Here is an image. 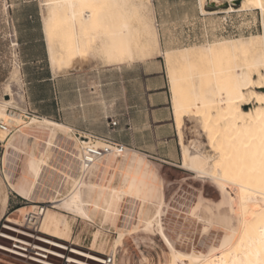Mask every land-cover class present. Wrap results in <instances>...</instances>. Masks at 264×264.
Listing matches in <instances>:
<instances>
[{
	"label": "rangeland",
	"instance_id": "374dc122",
	"mask_svg": "<svg viewBox=\"0 0 264 264\" xmlns=\"http://www.w3.org/2000/svg\"><path fill=\"white\" fill-rule=\"evenodd\" d=\"M30 1L42 4L49 0ZM144 2L152 30L158 33L152 17L151 0ZM196 2L199 0L176 5L175 8L181 6L184 10L177 14L174 12V17L184 18L185 9H188V18L197 17ZM9 4L12 2L0 0V95L7 83L12 84L14 96L15 92L19 94L15 107L5 109L15 116L13 119L18 123L7 124L9 133L5 141L0 142V219L2 216H15L17 207L29 208L32 204L49 203L72 192L81 174L77 139L81 136L90 138L83 132L72 131H58L56 136L51 137L49 127L39 122L41 118L25 111L20 73L15 66L13 24L7 11ZM225 4L223 0H215L212 4H205L204 8L217 11L227 8ZM43 6L46 13V6ZM262 21L261 12L255 8L204 14L203 21L195 18L188 21L186 28L176 22L173 26L179 32L173 35L170 46L198 50L206 42L215 40L248 39L251 35L262 33ZM61 30L58 28L52 39L56 46L63 37ZM147 34L139 32L138 35L144 37ZM155 35L156 40L149 48L152 57L148 60L132 63L122 60L123 57L118 60L115 55L108 56L101 51L99 44H90L87 51L91 60L86 69L88 74L99 66L107 79L106 113L113 114L115 110L120 120L119 127L117 125L111 134L106 132V137L116 134L120 138L116 142L124 148L104 156L83 172V201L89 217H75L72 232L65 238L87 246L92 234L98 232L99 244L95 250L103 253H108L110 248L116 250V264H173L177 253L181 257L187 254L202 256L220 249L238 233L232 185L200 177L196 171L183 167L182 144L190 153L207 156L211 163L219 158L221 150L211 142L206 126L190 117L183 119L180 141L172 115L169 78L172 73L178 75L184 72L183 60L181 54L171 53L167 62L163 53L165 50L160 51L158 47V34ZM59 49L53 64L59 68L68 66L69 59L74 55L72 48L59 46ZM121 55L124 56L123 52ZM231 55L227 60L229 64L241 61L240 49H235ZM211 66L213 63L198 61L194 68L208 71ZM201 80L202 86H205V77ZM15 81L20 85L14 84ZM189 85L187 79L182 81V96L188 93ZM113 90L117 95L115 100L108 97ZM254 100L251 98L249 104L242 108L248 109ZM216 110L212 108L209 113L215 117ZM9 139L11 142L6 145ZM49 139L52 145L47 142ZM95 141V144L101 145L99 140ZM40 157H45L47 163L35 181ZM104 185L111 187L107 189L115 193L98 194V187ZM121 190L122 199L117 201L116 193ZM24 211L25 208L21 217ZM49 211L65 217L72 216L53 206ZM158 211L164 235L159 231L157 219L150 223ZM102 243H105L104 246ZM81 250L88 252L83 248ZM194 259L193 262H196L197 259Z\"/></svg>",
	"mask_w": 264,
	"mask_h": 264
},
{
	"label": "bare ground",
	"instance_id": "6f19581e",
	"mask_svg": "<svg viewBox=\"0 0 264 264\" xmlns=\"http://www.w3.org/2000/svg\"><path fill=\"white\" fill-rule=\"evenodd\" d=\"M214 1L199 0L201 12L213 14L258 9L263 17L262 33L251 35L248 39L239 37L206 42L198 50L177 47L163 53L167 62L171 53L181 54L182 69L186 73H172L169 78L173 115L179 132L184 117L193 118L206 126L211 142L216 143L221 150L219 158L211 163L207 156L190 153L182 144L183 167L196 171L200 177L232 185L238 233L220 249L202 256L187 254L182 258L176 252L178 256L173 264H264V0H241L238 8L233 7V0H223L228 3L227 8L217 11L204 8L205 4H212ZM43 5L46 6V13ZM42 6L45 36L52 63L59 54V46H65L72 48L74 54L69 59L68 67L72 68L76 64L82 66L88 62L87 51L90 44H99L98 48L108 56L113 54L118 60L123 57L122 60L128 63L152 57L149 48L156 40V33L146 15L144 0H49L42 3ZM58 28H62L63 37L56 46L52 39ZM139 32L148 34L140 37ZM235 49H240L241 61L229 64L227 60ZM198 61H207L213 63V66L208 71L195 70ZM215 61L217 64L214 65ZM201 77H205V86H202ZM186 79L190 88L182 96L180 87ZM13 83L20 85L17 81ZM15 95L12 84H5L0 95V121L9 125L18 123L13 119L15 116L7 115L5 110L9 106L15 107L19 94L15 92ZM251 98L255 99L254 103L248 109H243L242 106L249 104ZM212 108H216L221 116L217 110L220 117L215 114V118L209 113ZM8 132L0 131V141L6 139ZM77 140L79 144L76 154L80 156L81 174L76 187L66 197L49 201L54 208L72 216L65 217L48 209L42 223L47 234L60 239H66L72 232L75 217L87 216L81 176L104 157L97 159L89 168H84L81 158L87 137ZM180 140L182 141L181 133ZM98 142L101 144V141ZM38 163L35 181L47 163L46 158L40 157ZM24 208L16 209L15 213H18L13 217L8 216V219L20 222ZM29 208L34 209L35 204ZM159 217L158 211L154 219H150V223L155 219L158 221ZM158 224L159 231L163 234L159 221ZM96 233L92 234L87 245L90 250H95L99 244ZM109 252L116 256V250L110 248ZM83 253L87 257L91 255ZM193 258L197 261L193 262Z\"/></svg>",
	"mask_w": 264,
	"mask_h": 264
},
{
	"label": "crops",
	"instance_id": "0c3cea01",
	"mask_svg": "<svg viewBox=\"0 0 264 264\" xmlns=\"http://www.w3.org/2000/svg\"><path fill=\"white\" fill-rule=\"evenodd\" d=\"M7 1L12 2V4H9L7 11L13 24L15 66H17L20 73L19 81L21 83L25 111L41 118L39 122L49 127L51 137L56 136L58 131L70 130L103 138L107 136V133L111 134L112 131H115L117 126L113 130L108 127L109 118L117 119L118 127L120 120L117 118L118 114L115 110L113 114L107 115L106 113L107 79L103 70L99 66L91 74H88L86 70L91 64L90 54L88 55V62L82 64V66L76 64L72 68L68 66L59 68L50 60L41 2H31L30 0ZM188 1L190 0H151L153 21L158 28V33L156 30V34H158L157 40L160 51L174 48L170 44L174 40L173 35L179 32H176L173 26L176 22L186 28L188 21L195 18L203 21L204 14L200 10L199 2H196L197 17L188 18V9H185L184 18L180 19L178 15L174 17V12L177 14L184 10L181 6L175 8L176 5H181ZM225 5L228 6V3ZM183 32L185 33V31ZM85 64L86 66H84ZM108 97L114 100L117 99L116 91L113 90ZM173 119L180 138L181 130L179 132L176 126L174 115ZM132 129L133 127L131 126ZM110 138L114 141L120 139L116 134L110 135ZM10 142L11 140L9 139L6 145ZM47 142L52 145L51 139ZM107 188L111 187L100 186L96 192L98 194L115 193ZM122 192L121 190L116 193L117 201L122 199ZM103 205H106V203ZM85 210L86 212L88 210L86 206ZM88 215L89 213L87 212Z\"/></svg>",
	"mask_w": 264,
	"mask_h": 264
},
{
	"label": "built area",
	"instance_id": "2783aa9c",
	"mask_svg": "<svg viewBox=\"0 0 264 264\" xmlns=\"http://www.w3.org/2000/svg\"><path fill=\"white\" fill-rule=\"evenodd\" d=\"M117 125V119L109 118L110 130ZM0 131H9V126L0 121ZM90 138H87V144L82 148L81 164L84 168H89L97 159L124 148L110 137ZM95 140L101 141V145H96ZM50 208H52L50 203H37L34 209L27 206L20 222L2 216L0 264H115L116 256L110 252L90 250L70 238L60 239L47 234L42 228V223ZM81 248L97 255L84 256Z\"/></svg>",
	"mask_w": 264,
	"mask_h": 264
},
{
	"label": "water",
	"instance_id": "95a60500",
	"mask_svg": "<svg viewBox=\"0 0 264 264\" xmlns=\"http://www.w3.org/2000/svg\"><path fill=\"white\" fill-rule=\"evenodd\" d=\"M240 1L241 0H233L232 1V5L235 6V7H237L240 4Z\"/></svg>",
	"mask_w": 264,
	"mask_h": 264
}]
</instances>
